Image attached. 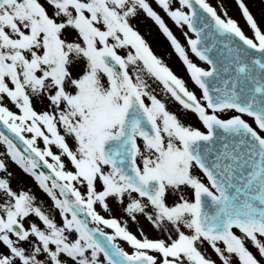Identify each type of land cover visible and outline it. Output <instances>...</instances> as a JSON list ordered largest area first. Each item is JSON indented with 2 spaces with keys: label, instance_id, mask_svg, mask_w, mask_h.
<instances>
[{
  "label": "snow or ice",
  "instance_id": "6c2138e0",
  "mask_svg": "<svg viewBox=\"0 0 264 264\" xmlns=\"http://www.w3.org/2000/svg\"><path fill=\"white\" fill-rule=\"evenodd\" d=\"M235 2L251 35L210 0H0V264H264V20Z\"/></svg>",
  "mask_w": 264,
  "mask_h": 264
},
{
  "label": "rangeland",
  "instance_id": "374dc122",
  "mask_svg": "<svg viewBox=\"0 0 264 264\" xmlns=\"http://www.w3.org/2000/svg\"><path fill=\"white\" fill-rule=\"evenodd\" d=\"M210 2L213 5L226 4V6L228 7L229 15H231L233 18H236L244 28L246 33L251 35L235 0H210ZM246 2L249 4L250 9L253 11L257 19L264 20V0H246ZM157 10L160 11V9ZM218 11H220L219 8ZM161 14L164 15L162 11ZM165 19L169 23V26L173 29L174 33L178 36V38H180L181 41H184L181 30L166 16ZM138 27L140 31L145 35L146 39H148L156 54L163 57L166 63H168V65L173 69L174 72H176L177 75L185 77V79H187V73L185 72L182 61L174 52V50L170 46L169 41L159 30L158 26L155 25V23L151 21V19H146L142 20L139 23ZM38 194L43 195L39 192ZM131 227L133 231L136 230V225L133 224L131 225Z\"/></svg>",
  "mask_w": 264,
  "mask_h": 264
},
{
  "label": "flooded vegetation",
  "instance_id": "af4514ba",
  "mask_svg": "<svg viewBox=\"0 0 264 264\" xmlns=\"http://www.w3.org/2000/svg\"><path fill=\"white\" fill-rule=\"evenodd\" d=\"M185 72H186V71H185ZM185 72H184V73H185ZM185 74H186V73H185ZM184 78H185V77H184Z\"/></svg>",
  "mask_w": 264,
  "mask_h": 264
}]
</instances>
